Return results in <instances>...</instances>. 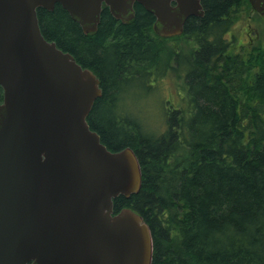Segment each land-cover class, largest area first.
Instances as JSON below:
<instances>
[{
	"label": "trees",
	"instance_id": "1",
	"mask_svg": "<svg viewBox=\"0 0 264 264\" xmlns=\"http://www.w3.org/2000/svg\"><path fill=\"white\" fill-rule=\"evenodd\" d=\"M201 4L179 34L185 49L164 50L169 37L153 31L154 16L137 2L126 22L103 6L87 34L58 3L37 8V18L45 39L99 80L90 128L107 148L136 155L140 187L113 198V212L129 207L147 223L151 264H264V45L230 51L225 35L248 0ZM159 64L182 73L186 93L164 110L160 130L129 117L121 101L151 89Z\"/></svg>",
	"mask_w": 264,
	"mask_h": 264
},
{
	"label": "water",
	"instance_id": "2",
	"mask_svg": "<svg viewBox=\"0 0 264 264\" xmlns=\"http://www.w3.org/2000/svg\"><path fill=\"white\" fill-rule=\"evenodd\" d=\"M135 2L161 37L203 14L201 0H0V264H151L147 223L129 207L113 212V198L140 187L136 155L90 128L99 80L37 18L58 3L87 34L103 6L126 22ZM248 2L264 16V0Z\"/></svg>",
	"mask_w": 264,
	"mask_h": 264
},
{
	"label": "rangeland",
	"instance_id": "3",
	"mask_svg": "<svg viewBox=\"0 0 264 264\" xmlns=\"http://www.w3.org/2000/svg\"><path fill=\"white\" fill-rule=\"evenodd\" d=\"M235 16L236 20L225 35L231 42L230 51L243 53L253 47L263 46L264 17L252 10L251 7H247L245 10L243 8L237 9ZM161 44L164 50L166 46H179L182 49L189 47L180 35L166 38ZM158 71L157 80L153 83L151 89L129 94L122 97L121 101L123 109L129 117L139 115L151 127L156 128L158 126L160 130L163 125L164 110L171 106L183 105L186 93L182 73L177 69L168 68L165 64H162L158 67ZM119 104L121 105L120 101Z\"/></svg>",
	"mask_w": 264,
	"mask_h": 264
}]
</instances>
